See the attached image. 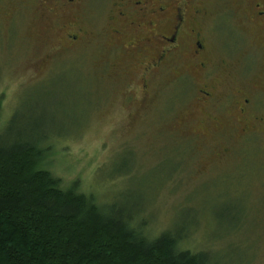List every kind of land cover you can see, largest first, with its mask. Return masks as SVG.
Instances as JSON below:
<instances>
[{"label": "rangeland", "instance_id": "rangeland-1", "mask_svg": "<svg viewBox=\"0 0 264 264\" xmlns=\"http://www.w3.org/2000/svg\"><path fill=\"white\" fill-rule=\"evenodd\" d=\"M218 9L236 10L225 14L234 28L243 18L238 0ZM114 26L101 0H0V130L49 136L39 168L101 205L140 210L151 235L187 233L209 264H264V41L232 30L206 104L186 53L147 70L155 52L126 48L131 35ZM238 90L252 94L245 114Z\"/></svg>", "mask_w": 264, "mask_h": 264}, {"label": "trees", "instance_id": "trees-1", "mask_svg": "<svg viewBox=\"0 0 264 264\" xmlns=\"http://www.w3.org/2000/svg\"><path fill=\"white\" fill-rule=\"evenodd\" d=\"M4 130L0 264H209L210 251L183 244L187 233L168 228L151 235L145 230L149 217H138L140 210L101 205L39 168L49 136L13 139Z\"/></svg>", "mask_w": 264, "mask_h": 264}, {"label": "flooded vegetation", "instance_id": "flooded-vegetation-1", "mask_svg": "<svg viewBox=\"0 0 264 264\" xmlns=\"http://www.w3.org/2000/svg\"><path fill=\"white\" fill-rule=\"evenodd\" d=\"M61 6L70 7L77 0H60ZM107 4V18L115 23L111 33L115 36L131 35L126 48L146 51L151 49L155 56L147 66L151 68H177L178 60L185 53L203 77V85L196 92L201 103L209 104L217 94L211 84L212 71L231 60L234 43L228 38L232 30L236 33L252 31L264 41V0H238L243 6V18L234 27L225 14L235 15V9L220 13L222 0H101ZM232 15V16H233ZM231 16V17H232ZM219 33V34H217ZM226 41H219L217 35ZM69 41L76 35H67ZM214 51L220 58L215 61ZM238 90L232 95L238 111H248L251 97Z\"/></svg>", "mask_w": 264, "mask_h": 264}]
</instances>
